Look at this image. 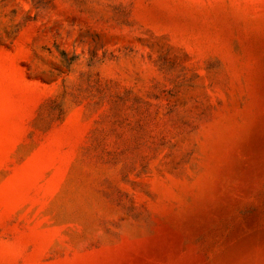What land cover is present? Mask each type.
Returning a JSON list of instances; mask_svg holds the SVG:
<instances>
[{"label": "rangeland", "instance_id": "1", "mask_svg": "<svg viewBox=\"0 0 264 264\" xmlns=\"http://www.w3.org/2000/svg\"><path fill=\"white\" fill-rule=\"evenodd\" d=\"M0 264H264V0H0Z\"/></svg>", "mask_w": 264, "mask_h": 264}]
</instances>
